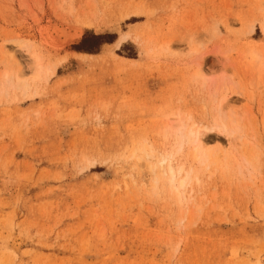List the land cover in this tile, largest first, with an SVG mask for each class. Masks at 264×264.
<instances>
[{
  "label": "rangeland",
  "instance_id": "rangeland-1",
  "mask_svg": "<svg viewBox=\"0 0 264 264\" xmlns=\"http://www.w3.org/2000/svg\"><path fill=\"white\" fill-rule=\"evenodd\" d=\"M3 74L0 264H264V0H0Z\"/></svg>",
  "mask_w": 264,
  "mask_h": 264
},
{
  "label": "bare ground",
  "instance_id": "bare-ground-1",
  "mask_svg": "<svg viewBox=\"0 0 264 264\" xmlns=\"http://www.w3.org/2000/svg\"><path fill=\"white\" fill-rule=\"evenodd\" d=\"M39 65H40L39 64V60L36 59L35 62H34L35 69L39 68ZM2 76L4 78V80H2L3 82H0V85H1L2 88L3 87L7 88V87H10V86L13 85V82L11 81V79L9 80V78H7L8 76H6V74H3ZM19 77H20V73L18 71L16 73V75H15V78H14V79H16V83H14V85L19 83L18 82L19 81ZM0 79H1V77H0ZM180 122H181V120L177 119L176 126L180 125ZM189 135H190V137L193 138V143L192 144H193L194 151H193L192 157L194 159L202 158L203 157V153H202V144H203V142L199 138L200 134L198 132L197 133L196 132L193 133V130L191 129L189 131ZM147 160H149V159H147ZM172 162L173 161L170 159L169 156L168 157L162 156V157H160V159L157 160V162L155 164H153V166L148 165V170L150 169L152 172H154V170L157 169L158 174L167 177V183L170 186H172L174 184V182L177 181V179H176L177 176L181 175V172L183 171L182 166L174 168L172 166ZM178 183H179V187L182 188L183 181L180 180V181H178Z\"/></svg>",
  "mask_w": 264,
  "mask_h": 264
},
{
  "label": "trees",
  "instance_id": "trees-1",
  "mask_svg": "<svg viewBox=\"0 0 264 264\" xmlns=\"http://www.w3.org/2000/svg\"><path fill=\"white\" fill-rule=\"evenodd\" d=\"M109 36H95L91 34H85L82 38L77 51L92 54L97 51V48L103 43H110ZM92 44H90V43Z\"/></svg>",
  "mask_w": 264,
  "mask_h": 264
}]
</instances>
